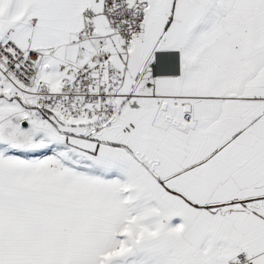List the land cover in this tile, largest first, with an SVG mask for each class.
Returning <instances> with one entry per match:
<instances>
[{
    "label": "snow or ice",
    "instance_id": "obj_1",
    "mask_svg": "<svg viewBox=\"0 0 264 264\" xmlns=\"http://www.w3.org/2000/svg\"><path fill=\"white\" fill-rule=\"evenodd\" d=\"M0 264H264V0H0Z\"/></svg>",
    "mask_w": 264,
    "mask_h": 264
}]
</instances>
